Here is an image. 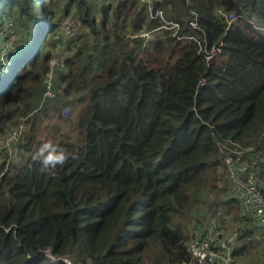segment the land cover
<instances>
[{
	"label": "trees",
	"instance_id": "obj_1",
	"mask_svg": "<svg viewBox=\"0 0 264 264\" xmlns=\"http://www.w3.org/2000/svg\"><path fill=\"white\" fill-rule=\"evenodd\" d=\"M65 1L81 25L62 36L47 0H0V27L20 34L0 50V134L27 116L18 158L0 163V264H63L46 249L87 264L190 262L205 193L203 221L239 219L216 140L252 148L264 197V0H155L166 23L140 0ZM58 49L69 55L45 96ZM46 140L74 154L52 174L32 159ZM234 230L237 261L264 264L249 258L264 243L251 216Z\"/></svg>",
	"mask_w": 264,
	"mask_h": 264
},
{
	"label": "built area",
	"instance_id": "obj_2",
	"mask_svg": "<svg viewBox=\"0 0 264 264\" xmlns=\"http://www.w3.org/2000/svg\"><path fill=\"white\" fill-rule=\"evenodd\" d=\"M142 1L152 16L160 17L163 23H166L162 17V10L156 8L154 10L155 0H140ZM227 24L229 25L237 18L234 13H222ZM77 20V19H76ZM78 21V20H77ZM251 21V20H250ZM79 22V21H78ZM173 27H178L177 23H171ZM74 25V19L65 16L57 26L58 35L68 33ZM196 26V23L192 22ZM8 34L16 33L13 26L6 25ZM12 41H6L5 46L0 47L3 52L11 51ZM221 45V43L219 44ZM201 48V45L199 44ZM6 49V50H4ZM218 50V47L212 48L205 53V60ZM65 58L52 54L48 59V70L44 73L42 81L45 85V96H53L54 90V68L64 65ZM68 107H64L62 116L68 115ZM16 123L9 131L0 138V155L8 152V154L18 151V144L21 139V134L25 129V117L18 116ZM218 155L221 162V167L225 171L226 179L228 180V188L225 194L226 197H234L241 204L242 213H250L251 224L256 227L264 236V197L255 182V174L258 169L257 159L251 157L248 153L251 147H241L234 141H218L216 140ZM247 158H243V155ZM1 163V162H0ZM208 220L199 219L190 228L189 238L187 241L186 250L190 256V262L195 264H238L235 257L232 255L230 241L232 237H227L222 226L216 221L214 216L207 218ZM235 233H233V236ZM45 256L50 261H60L63 264H87L81 260L73 259L69 253L63 255H55L49 249L44 251Z\"/></svg>",
	"mask_w": 264,
	"mask_h": 264
},
{
	"label": "rangeland",
	"instance_id": "obj_3",
	"mask_svg": "<svg viewBox=\"0 0 264 264\" xmlns=\"http://www.w3.org/2000/svg\"><path fill=\"white\" fill-rule=\"evenodd\" d=\"M65 3H66V1L65 0H47V4H48V6L52 9V10H54V16L55 17H57V19L56 18H54V20L56 21L57 20V24L59 25V23L61 22V20L65 17V16H69V17H71V18H73L74 19V25H73V28L68 32V33H63L62 34V36H66V35H71L72 33H74L75 31L77 32L78 30H79V28H80V25H81V23H80V21H79V19L77 18V17H75V15H73L74 13L73 12H69L70 14L68 15V14H63L62 12H63V8H64V6H65ZM79 21H77V20ZM9 23H6L3 27H0V33H1V37H2V39H1V44H0V47H4L5 46V44H6V41H12L11 42V45H12V48H11V50L12 49H14V47L16 46V44H17V38L19 37V33L17 32V33H13V34H8V32H7V29H6V25H8ZM16 30V29H15ZM72 32V33H71ZM22 35V34H21ZM4 50H6V49H4ZM7 53L6 52H3V55H6ZM53 54H58V56H61L62 58H65V57H67V55H69V51L68 50H61L60 49V51H59V49L58 50H55L54 52H53ZM23 117H25V120H26V115L25 116H23ZM66 117V116H65ZM19 118H16L12 123H10L5 129H4V131L0 134V138H2L8 131H9V129L16 123V121L18 120ZM50 120V118H47V117H44L43 118V121H46V122H48ZM37 123L40 125V127H41V129L42 130H45L44 129V127L42 126V123L40 122V120L39 119H37ZM10 154H8V152H5V153H2L1 155H0V162L4 159V157L6 158L7 156H9ZM18 155H19V153H18V151H17V154L15 155V157H17L18 158ZM9 158H12L13 159V157H8V159ZM220 170L225 174V171H224V169H223V167H221L220 166ZM224 178H226V176L224 175ZM221 183H223L224 185H226L227 183H226V180H222V181H220V184ZM222 184V185H223ZM209 194L210 193H205L204 194V196H203V200L204 201H206V202H204V203H207L208 204V207L206 206V207H201L200 209H198L197 211H196V213H195V217L194 218H191V220H190V222H189V224H188V229H189V227H190V225L193 223L192 222V220L193 221H195V219H197V218H203L202 216H201V214H200V211L202 210V215H203V210L204 209H206V210H210L212 207L210 206L212 203L210 202V199H212V197H213V195H210V197H209ZM222 196L223 195H221V196H219L220 198H222ZM200 205H203V204H200ZM218 221H219V223L222 221L223 222V224H225V222H224V220H225V218H221L220 216L218 217L217 216V218H216ZM216 220V221H217ZM221 220V221H220ZM227 221H228V219H227ZM192 222V223H191ZM226 226V228H223L224 229V231H225V234H226V236L227 237H233V233H234V227L231 225V224H226L225 225ZM226 231H227V233H228V235H227V233H226ZM188 232V231H187ZM190 232V231H189ZM235 240V237L234 238H232L231 239V241H230V243L232 242V241H234ZM231 246V245H230ZM238 264H241V263H238Z\"/></svg>",
	"mask_w": 264,
	"mask_h": 264
},
{
	"label": "clouds",
	"instance_id": "obj_4",
	"mask_svg": "<svg viewBox=\"0 0 264 264\" xmlns=\"http://www.w3.org/2000/svg\"><path fill=\"white\" fill-rule=\"evenodd\" d=\"M74 158V154L60 148L52 141L42 142L34 151L32 159L41 165V171L52 174L57 166H64L68 160Z\"/></svg>",
	"mask_w": 264,
	"mask_h": 264
},
{
	"label": "crops",
	"instance_id": "obj_5",
	"mask_svg": "<svg viewBox=\"0 0 264 264\" xmlns=\"http://www.w3.org/2000/svg\"><path fill=\"white\" fill-rule=\"evenodd\" d=\"M248 217H250V213H242L241 212V208L239 207V219L237 220V221H232V219L229 217V223L235 228H237V227H240L242 224H243V218H248ZM226 218H228V217H226ZM226 233H227V231H226ZM234 233H236V231L234 230ZM227 235H228V233H227ZM229 236V235H228ZM235 237V235L232 237V238H234ZM255 238H257V237H255ZM255 242H256V246H255V250L253 251H251V253L249 254L251 257H249L250 259H256V258H261V259H263L262 257H261V253H264V243H263V241H261V239L260 240H255ZM230 248H231V252H233L232 250H233V247H235V246H237V245H239L235 240L234 241H232L231 243H230ZM234 257H235V255H234ZM235 259L237 260L238 258L237 257H235ZM242 259H248V256H246L245 258H242ZM238 262V261H237ZM239 263V262H238ZM189 264H192V263H189ZM193 264H195V263H193Z\"/></svg>",
	"mask_w": 264,
	"mask_h": 264
}]
</instances>
